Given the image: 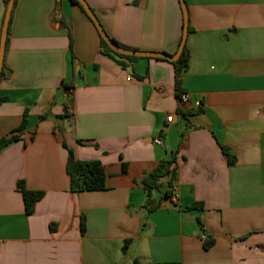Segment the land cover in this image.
I'll list each match as a JSON object with an SVG mask.
<instances>
[{
    "label": "crops",
    "instance_id": "obj_1",
    "mask_svg": "<svg viewBox=\"0 0 264 264\" xmlns=\"http://www.w3.org/2000/svg\"><path fill=\"white\" fill-rule=\"evenodd\" d=\"M86 2L120 44L177 53L180 0ZM186 5L184 103L170 62L121 67L101 53L95 25L71 0L18 1L0 81V139L20 129L26 111L28 123L0 151V264H264V0ZM5 12L0 0V44ZM65 144L77 160L104 165L106 190L71 191ZM174 156L175 193L163 199L164 184L149 203L162 207L150 214L142 181ZM21 181L45 194L31 216ZM196 204L203 208L189 210ZM208 237L215 244L206 250Z\"/></svg>",
    "mask_w": 264,
    "mask_h": 264
},
{
    "label": "trees",
    "instance_id": "obj_2",
    "mask_svg": "<svg viewBox=\"0 0 264 264\" xmlns=\"http://www.w3.org/2000/svg\"><path fill=\"white\" fill-rule=\"evenodd\" d=\"M18 1L19 0H15V5H14L13 12H12L11 20H10L8 37H7V42H6V52H7L8 45H9L10 30L12 26L13 17H14V11L18 4ZM71 1L73 4H76L77 6H79L80 9L87 16L84 9L78 3L77 0H71ZM9 2L10 0H4L6 11H7V6ZM57 10L58 11L60 10L59 1L57 4ZM5 15H6V12H5ZM88 19L90 18L88 17ZM191 32H192V28L190 27V21H189V34ZM182 39H183V34L180 39L178 49L181 46ZM111 40L116 45L120 46L121 48L128 49V50H135V49H132V48H129V47H126L120 44L113 38H111ZM70 47H71V50L73 51L72 39H71ZM100 48H101V53L103 55L108 56L109 58L113 59L123 68H126L130 63L136 62L141 59L149 60V58L124 57V56L118 55L108 47V45L104 42V40L101 37H100ZM6 52H5V55H6ZM190 60H191V52L188 49L187 43H186V46H185V49L182 55L177 61L170 62L168 60H163L166 62H170L174 66L176 97L180 101H182L183 95L186 94V90L183 87V76H184V73L189 68ZM73 61L75 63L74 55H73ZM5 70H8V69H7L5 60H4V71L2 74V78L8 76L5 73ZM148 76L149 74L147 73L146 76H138L137 78L140 80H144ZM63 88L65 91H67L68 94H70V91L73 89V86L71 84H64ZM6 100H7L6 98H0V106ZM197 112L199 113L201 111H197ZM194 113L195 112H187V113H184V115L188 117ZM61 119H66V120L71 121L73 117L69 114H66L62 116ZM27 123H28V112L26 111L22 125L20 129L17 130V132L22 131V129L27 125ZM15 133L12 134V136L10 137H5V138L0 139V151H2L8 145H10L11 143L19 139V137L15 135ZM65 148L68 150L67 173L71 180V191L80 193V192H98V191L106 190L107 189V184H106L107 174H106L104 165L100 161H79L76 159L74 152L71 149H69L66 144H65ZM220 148L223 154L227 157L228 164L230 166H234L236 164V157L231 153L230 149L225 146H220ZM177 181H178V166L176 164L175 156L169 161L162 160L153 171H151L150 173L146 175V177L142 181V184H143L144 191L148 196V202H147L146 208L150 214L154 213L155 211H157L158 209L162 207L161 201H159L155 206L149 207V203L152 201V198L154 197V195L159 192V190L164 186V184H166L167 190L164 193L163 199H171L175 193V187H176ZM18 188L23 196L26 214L28 216H31L35 211L36 205L44 198L45 194L44 192H41V191L28 190L26 188L25 183L22 181L18 183ZM202 208H203L202 204H196L189 210L202 209ZM81 227H82V233L85 234L86 232V218L85 217L82 218ZM128 243L129 242L127 241L125 248H127ZM214 244H215V240L211 237H208L205 241L204 247L206 250H209ZM163 264H181V263H163Z\"/></svg>",
    "mask_w": 264,
    "mask_h": 264
},
{
    "label": "water",
    "instance_id": "obj_3",
    "mask_svg": "<svg viewBox=\"0 0 264 264\" xmlns=\"http://www.w3.org/2000/svg\"><path fill=\"white\" fill-rule=\"evenodd\" d=\"M77 1L82 6V8L84 9L87 16L90 18V20L95 25L100 37L104 40V42L108 45V47L118 55H121L124 57L160 59V60H168L170 62H175L180 58V56L182 55V53L185 49V46H186V43L188 40V36H189V13H188V8H187L185 0H180L182 10H183V15H184L183 39H182L181 46L179 47V49L175 55H168L166 53L142 52V51H137V50H128V49L121 48L120 46L116 45L111 40L109 35L106 33V31L102 27L98 17L94 13V11L91 9V7L88 5L86 0H77ZM14 5H15V0H10L9 4L7 6V11H6L4 24H3V28H2V36H1V44H0V81L2 78L3 71H4L6 42H7L9 25H10V20H11L12 12L14 9ZM77 70H78V68H77ZM5 73H8V71L5 70ZM65 129L69 133L71 132V127H70L69 121L65 122Z\"/></svg>",
    "mask_w": 264,
    "mask_h": 264
},
{
    "label": "built area",
    "instance_id": "obj_4",
    "mask_svg": "<svg viewBox=\"0 0 264 264\" xmlns=\"http://www.w3.org/2000/svg\"><path fill=\"white\" fill-rule=\"evenodd\" d=\"M188 101H189L188 96H187V95H183V97H182V102L187 103ZM173 119H174V117L171 115V116H169V117L167 118V122H168V123H172V122H173ZM155 143H156L157 145H159V146H162V145H163V141H162L161 138L156 139V140H155Z\"/></svg>",
    "mask_w": 264,
    "mask_h": 264
}]
</instances>
